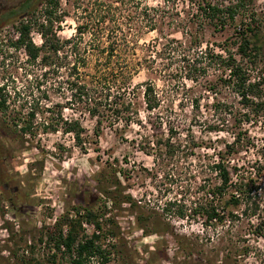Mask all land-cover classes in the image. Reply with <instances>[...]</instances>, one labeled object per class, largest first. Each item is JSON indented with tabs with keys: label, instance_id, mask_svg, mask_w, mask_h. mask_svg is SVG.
<instances>
[{
	"label": "rangeland",
	"instance_id": "rangeland-1",
	"mask_svg": "<svg viewBox=\"0 0 264 264\" xmlns=\"http://www.w3.org/2000/svg\"><path fill=\"white\" fill-rule=\"evenodd\" d=\"M19 1L0 0V13ZM57 1L55 17L61 20L53 25H59L56 31L59 39L73 37L75 27L80 25L81 49L96 40L104 48L108 41L121 42V36L137 42L135 59L141 66L131 85H137L141 126L131 124L123 128L119 124L112 129L104 128L95 143L91 133L93 121L86 112L66 101L67 94H62L49 74L43 80L40 75L44 69L38 61L27 63L21 49H6L4 42H0V86L7 97V108L0 113V264H69L68 257L53 250L43 234L60 215L65 212L71 215L73 207L102 212L98 220L101 234L84 222L81 228L86 235L98 234L99 243L110 252L106 264H182L187 261L186 251L182 250L184 241L191 242V238L197 245L193 254L203 243H211L213 248L210 245L203 248L210 256L218 252L213 263H218L225 253L237 257L246 247V255L238 256L237 264H264V168L257 180L252 178L260 194L256 200L258 211L247 223L231 226L233 236L225 233V243H214L219 230L203 229L200 219L189 217L187 212L184 214L187 217L177 218L172 205H168L176 200L184 210L197 201L200 170L216 153L224 151L223 146L237 133L241 142L235 146L230 164L238 167V175L255 173L264 152V110L253 115L250 109H243L231 88L219 81L220 73L210 70L204 78L190 82L177 62L169 60L166 53H159L168 41L184 44L191 39L199 41L201 48L208 45L216 52L219 51L216 44H228L227 49L235 53V46L229 43L238 40V31L244 25L254 26L250 24L252 20L257 25L253 40L260 46V53L254 65L246 66V71L250 80L263 77L264 0H131L132 11L145 10V15L138 20L129 14L126 22L121 21V0ZM198 2L218 8L233 6V18L230 21L223 13L222 26L214 28L196 10ZM1 35H15L14 26L7 25ZM29 38L34 45L40 44L34 30ZM113 49V54L121 56V44L117 43ZM81 52L88 56L97 54L90 49ZM89 62L86 73H91L92 60ZM146 80L154 85L161 99L158 117L155 112L147 116L140 105L141 84ZM47 105L62 107V120L80 122L84 129V152L73 145L70 134L62 132V121L53 126L55 132L46 127L42 130L40 124L46 123L48 114L41 112ZM29 109L36 110L31 119V134L22 138L18 132L15 137L11 119L18 125L29 121ZM167 115L169 123L178 129L177 138L191 146L193 143V152L184 156L180 150L172 158L153 162L140 147L165 137V126L158 122L164 123ZM244 115H248L247 121ZM191 140L192 143L188 142ZM101 175L109 178L113 186L108 189L117 194L112 203L99 192L96 179L99 176L102 179ZM121 187L143 208L145 215L152 216L142 228L135 223L139 212L121 205ZM100 188L105 189V184ZM256 226L262 229L259 237L254 235ZM85 264L99 263L89 260Z\"/></svg>",
	"mask_w": 264,
	"mask_h": 264
},
{
	"label": "trees",
	"instance_id": "trees-1",
	"mask_svg": "<svg viewBox=\"0 0 264 264\" xmlns=\"http://www.w3.org/2000/svg\"><path fill=\"white\" fill-rule=\"evenodd\" d=\"M57 7V0L19 1L14 7L0 13V33L7 25H13L15 34L11 37L1 35L0 42H4L2 44L6 49H21L27 63L32 64L38 61L44 69L40 75L43 80L49 74L50 80L54 78L53 82L62 91V94H67L66 101L86 112L89 119L93 121L91 133L95 143L104 128L112 129L119 124L123 128H127L131 124H137L140 127L139 105L136 100L137 85H131L133 76L137 74L141 66L135 59L137 42L132 39L126 40L124 36H121V42L108 41L104 48H100L99 41L96 40L89 41L87 47L81 49L79 43L82 27L80 25L75 27L76 34L73 37L61 40L56 36L59 25L54 26L53 22L59 23L61 20L60 17H55ZM131 8H133L131 0H121V21L127 19L129 14L135 15L138 20L145 15V10L140 14L132 11ZM196 10L202 12L214 28H217L218 25L222 26L223 13H226V18L231 21L235 11L233 6L218 8L209 3L200 4L199 2L196 3ZM250 22L254 26L244 25L243 29L238 31L240 32L238 40L229 43V46H235V53H231L227 49L228 44H216L218 52L209 48L208 45L201 48V43L196 39L188 40L184 43L185 45L181 42L176 44L174 41H168L166 47L164 45L160 47L159 53L161 55L166 53L169 60L177 62L184 73V78L190 82H197L204 78L210 70L220 73L219 81L231 88L239 98L241 107L245 110L250 109L252 114L256 115L264 110V75L256 80H250L246 71V66L254 65L260 53V46L256 45V41L253 40L256 38L257 25L252 20ZM147 28L152 30L151 26H147ZM33 30L40 38L38 46L34 45L29 38V33ZM117 43L121 44V56L113 54L114 45ZM86 49H90L91 52L96 50L97 54L90 53L88 56L81 52ZM90 60H92L91 73H86L85 70H87ZM149 70L153 69L149 68ZM141 86L140 105L147 116H151L155 112L158 117L160 114L157 111L160 108L161 99L155 91L154 85L146 80ZM6 98L4 88L0 86V113L5 112L7 108ZM193 106L197 108L196 104ZM55 108L57 109L55 110ZM61 110L62 107H56V105H47L43 108L41 113L48 114V117L44 119L46 123L40 124L42 130L46 127L55 132L56 128L53 126L62 121V127H60L62 132L70 134L73 145L79 151L84 152L86 148L82 138L83 127L77 119L62 120ZM34 114H36V110L29 109L27 118L30 120L23 121L19 125L14 118L11 119L12 133L15 137L18 132L21 133L22 138L25 134H31V119ZM165 118L164 123L158 122L160 126L162 124L165 126V137L156 138L154 141L145 143L146 147H140L145 154L153 158V162H161L163 158H172L180 150L184 151V156L191 155L190 152H193V141H188L192 143V146L186 141L182 143L177 138V127L169 123L168 115ZM243 118L244 121H247L248 115H244ZM240 142V133H237L230 143L223 146L224 151L216 153L215 157L200 170L201 183L198 184L196 192L197 201L192 203L189 209L182 210L176 200L171 204L168 203L174 208L177 218L183 219L188 215L200 219V225L205 230H219L214 241L217 244L225 243L224 235L228 232L231 233V226L247 223L259 208L256 200L260 198V194L257 187L253 185L252 178L257 180L260 171L264 168V152L259 157L261 164L255 173L238 175V167L230 164V157L235 152V146ZM196 147L199 146L196 145ZM251 175L252 177H250ZM96 181L99 184L100 194L107 201L114 202V197L117 194L108 189L113 186L109 178L102 176L101 179L99 176ZM102 183L105 184V189L100 188ZM121 205H126L128 209L139 212L135 216V223L139 228H142L143 223L152 218L151 215L144 214L143 208L132 201L130 195L123 192L122 187ZM240 206L242 209L236 211L235 208L238 209ZM70 211H72L71 215L65 212L54 221L51 227L45 228L44 240L53 250L67 256L69 264H85L89 260H96L99 264L108 263L110 252L99 243L98 234L86 235L81 228V224L84 222L101 234L98 220L102 212H94L89 208L80 209L79 207H73ZM185 212L187 215H184ZM261 230L256 226L254 235L259 237L262 234ZM108 232L111 234L110 231ZM232 236L230 238H234ZM191 240V242L186 239L184 241L185 247L182 250L186 251L184 258H187V261L182 264H237L238 256L246 255V247H243L237 257L231 253H225L223 257L219 258L218 263H213L212 259L219 256L218 252L215 251L216 253L210 256L203 248L206 245L213 248L211 243H203L199 246L201 249L193 254L197 245L193 238ZM228 241L230 242V240Z\"/></svg>",
	"mask_w": 264,
	"mask_h": 264
}]
</instances>
